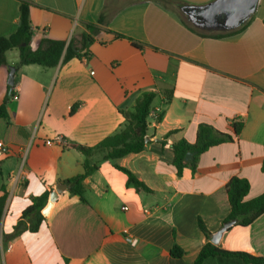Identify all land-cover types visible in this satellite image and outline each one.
<instances>
[{
    "label": "crops",
    "instance_id": "0c3cea01",
    "mask_svg": "<svg viewBox=\"0 0 264 264\" xmlns=\"http://www.w3.org/2000/svg\"><path fill=\"white\" fill-rule=\"evenodd\" d=\"M172 1L204 7L217 0ZM31 3L33 50L43 40L78 47L85 36L94 41L90 58L55 68H18L16 49L0 67V106L10 94L9 67L17 68L8 118L0 119V195L3 186L8 194L0 264H194L210 242L200 222L214 234L230 214L229 181L250 183L246 200L264 193V0L243 31L224 38L191 30L162 0ZM19 7V0H0V38L17 32ZM151 91L157 93L152 111L163 120L150 117L145 150L116 162L150 191H138L126 173L94 155L89 160L99 168L83 182L85 201L66 191L38 232L4 246L3 235L14 232L34 198L84 174L88 158L80 147L119 132L126 121L121 112L134 111ZM238 121L244 127L233 142L202 154L196 171L188 166L178 173L175 143L194 144L202 124L233 135ZM175 247L183 256H173ZM217 247L264 259V215L231 228Z\"/></svg>",
    "mask_w": 264,
    "mask_h": 264
},
{
    "label": "trees",
    "instance_id": "16d2710c",
    "mask_svg": "<svg viewBox=\"0 0 264 264\" xmlns=\"http://www.w3.org/2000/svg\"><path fill=\"white\" fill-rule=\"evenodd\" d=\"M20 2V25L15 34L9 38H0V67H7L6 55L9 51L18 50L20 52V63L17 66L39 65L44 68H55L60 64H66L74 58L83 59L90 58L92 53L90 45L93 43L92 36H85L82 40V46L78 47L74 44L66 45L64 42L43 40L37 50L31 48V41L33 38V25L30 16L31 0H19ZM104 16H101V21ZM89 29L94 27L88 26ZM189 28L202 36H211L216 38H224L233 34L240 33L245 29V26L232 32L223 33H205L199 31L194 27ZM116 38H124L121 35H115ZM137 49H143V45L133 43ZM10 94L7 101L0 106V119L8 118L7 103L14 95V86L9 87ZM171 98V93H167ZM157 97L154 91L144 93L138 100L134 111H122L125 118L124 127L116 134L104 139L97 146L80 147V151L88 158L84 163V174L78 175L72 179L65 181L69 187V192L72 195H78L83 201L84 198V180L93 174L99 168V163H92L89 158L94 155H101V161H110L118 169L126 173L129 177V183L133 184L138 191L149 192L150 190L140 182L130 171L120 167L116 162L128 155L137 154L145 150L147 142L146 139L150 134V113L153 109V103ZM156 122L161 123L163 120V113H159L156 117ZM244 122L238 121L233 125L234 134H227L218 131L214 127L202 124L199 126L196 136V142L189 144L186 140H181L174 144V165L179 174L182 173L185 167H191L196 171L199 157L213 147L233 142L243 130ZM195 152V158L191 163H186L185 158L187 153ZM262 172L264 173V161L262 165ZM251 190L250 183L245 179L235 177L229 181L226 186L227 195L230 203V214L225 222L236 219L239 216L246 215L242 223L237 226H249L253 224L259 217L264 215V193L252 200H246ZM0 195V234L2 220L6 208L8 194L6 188H1ZM50 192L44 193L39 198L32 200L29 206L14 228V232L10 235H3V244L6 245L8 240H12L25 232L36 233L40 230L45 217L42 215V210L46 207L49 200ZM201 231L205 236L209 232L205 225L200 222ZM184 252L175 247L173 256L179 258L183 256ZM0 260H1V244H0ZM231 262L233 264H263L264 259L252 257L246 253H231L208 242L201 250L200 254L195 260L194 264H224Z\"/></svg>",
    "mask_w": 264,
    "mask_h": 264
},
{
    "label": "water",
    "instance_id": "95a60500",
    "mask_svg": "<svg viewBox=\"0 0 264 264\" xmlns=\"http://www.w3.org/2000/svg\"><path fill=\"white\" fill-rule=\"evenodd\" d=\"M259 0H217L204 7L178 6V10L187 17L188 22L198 30L232 32L245 26L254 15ZM9 85H15L16 67H9ZM149 138L146 139V142ZM196 153L189 152L186 155V163L194 160ZM69 187L61 183L56 190L51 192L46 207L42 210L44 217L48 216L55 202ZM246 215L237 217L223 224L221 229L214 234H209L208 240L215 246H220L223 237L229 230L244 221Z\"/></svg>",
    "mask_w": 264,
    "mask_h": 264
},
{
    "label": "built area",
    "instance_id": "2783aa9c",
    "mask_svg": "<svg viewBox=\"0 0 264 264\" xmlns=\"http://www.w3.org/2000/svg\"><path fill=\"white\" fill-rule=\"evenodd\" d=\"M17 98V96H14V99H16ZM158 114H159V112H157V111H151V113H150V117H152V118H154V119H156V117L158 116ZM57 141H61V140H63L61 137H58L57 139H56ZM2 146H3V144H0V148H2ZM2 151H0V156H2ZM130 243H135V241L134 240H132V239H129L128 240Z\"/></svg>",
    "mask_w": 264,
    "mask_h": 264
},
{
    "label": "rangeland",
    "instance_id": "374dc122",
    "mask_svg": "<svg viewBox=\"0 0 264 264\" xmlns=\"http://www.w3.org/2000/svg\"><path fill=\"white\" fill-rule=\"evenodd\" d=\"M162 1H164V2L167 3V4H169V7H170L172 10H174V11H178L179 14H181V17H182L183 19H185L186 21H188L187 17H186L185 15H183V14L177 9L175 3H174L172 0H162Z\"/></svg>",
    "mask_w": 264,
    "mask_h": 264
}]
</instances>
